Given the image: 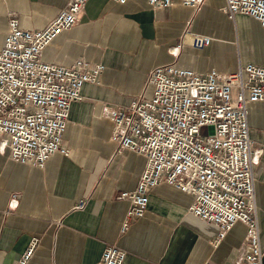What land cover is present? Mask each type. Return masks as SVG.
Returning <instances> with one entry per match:
<instances>
[{
	"label": "crops",
	"instance_id": "obj_1",
	"mask_svg": "<svg viewBox=\"0 0 264 264\" xmlns=\"http://www.w3.org/2000/svg\"><path fill=\"white\" fill-rule=\"evenodd\" d=\"M68 1L0 0V48L10 15L21 28L41 30ZM223 5L224 0H204L192 8L175 0L155 8L147 0H88L79 21L44 48V62L70 66L82 59L104 68L70 105L63 133L67 156L56 152L43 167H34L0 150V264H14L34 240L26 264H90L107 245L126 252L123 264H241L246 226L236 222L215 244V226L188 213L192 195L165 181L149 192L144 215L121 231L129 202L118 196L135 189L145 157L117 153L110 138V109L140 94L150 97L147 78L155 66L173 64L221 77L264 63V28L242 14L229 19ZM186 29L209 36L210 44L196 49L183 42ZM247 121L256 151L264 146V101L247 102ZM253 175L264 264V150ZM81 198L85 207L74 209Z\"/></svg>",
	"mask_w": 264,
	"mask_h": 264
},
{
	"label": "built area",
	"instance_id": "obj_2",
	"mask_svg": "<svg viewBox=\"0 0 264 264\" xmlns=\"http://www.w3.org/2000/svg\"><path fill=\"white\" fill-rule=\"evenodd\" d=\"M180 1L197 8L204 0ZM87 2L69 0L41 30L21 28L14 16L8 18L9 32L0 48V150L7 149L12 161L43 167L56 152L68 155L63 133L70 105L82 98L85 82H97L104 64L77 59L64 66L40 56L58 34L79 21ZM147 2L165 8L175 0ZM221 9L231 20L242 14L264 28V0H224ZM182 40L201 49L211 38L186 29ZM147 83L153 86L150 97L140 94L126 106L110 109L116 152L130 150L145 157L135 189L118 196L129 202L121 231L144 215L149 192L165 181L192 195L188 213L215 226V244L236 222L243 223L247 249L241 264H262L253 164L264 146L252 149L247 102L264 101V63L246 64L221 77L215 71L162 64L151 70ZM202 128L208 129L206 135ZM85 205L81 198L74 209ZM34 245L35 240L14 264H26ZM125 258L123 249L107 245L90 264H123Z\"/></svg>",
	"mask_w": 264,
	"mask_h": 264
},
{
	"label": "rangeland",
	"instance_id": "obj_3",
	"mask_svg": "<svg viewBox=\"0 0 264 264\" xmlns=\"http://www.w3.org/2000/svg\"><path fill=\"white\" fill-rule=\"evenodd\" d=\"M201 133H202V135H206L208 133V129L202 128Z\"/></svg>",
	"mask_w": 264,
	"mask_h": 264
}]
</instances>
